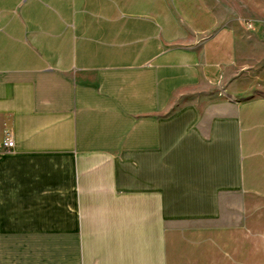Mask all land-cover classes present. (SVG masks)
<instances>
[{
	"label": "crops",
	"instance_id": "0c3cea01",
	"mask_svg": "<svg viewBox=\"0 0 264 264\" xmlns=\"http://www.w3.org/2000/svg\"><path fill=\"white\" fill-rule=\"evenodd\" d=\"M234 12L0 0V264H264V89Z\"/></svg>",
	"mask_w": 264,
	"mask_h": 264
},
{
	"label": "rangeland",
	"instance_id": "374dc122",
	"mask_svg": "<svg viewBox=\"0 0 264 264\" xmlns=\"http://www.w3.org/2000/svg\"><path fill=\"white\" fill-rule=\"evenodd\" d=\"M228 1L234 5L233 18L244 27L242 36L247 46L243 44V47L248 49V62L254 66L264 89V0Z\"/></svg>",
	"mask_w": 264,
	"mask_h": 264
},
{
	"label": "built area",
	"instance_id": "2783aa9c",
	"mask_svg": "<svg viewBox=\"0 0 264 264\" xmlns=\"http://www.w3.org/2000/svg\"><path fill=\"white\" fill-rule=\"evenodd\" d=\"M3 146H4L5 148H7V149H12V147H13V142H12V140L10 139V137H9L8 134H7L6 139H5L4 143H3Z\"/></svg>",
	"mask_w": 264,
	"mask_h": 264
}]
</instances>
